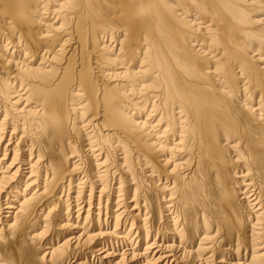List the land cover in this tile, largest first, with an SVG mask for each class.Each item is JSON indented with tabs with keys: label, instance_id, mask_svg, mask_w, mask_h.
I'll return each mask as SVG.
<instances>
[{
	"label": "bare ground",
	"instance_id": "6f19581e",
	"mask_svg": "<svg viewBox=\"0 0 264 264\" xmlns=\"http://www.w3.org/2000/svg\"><path fill=\"white\" fill-rule=\"evenodd\" d=\"M248 253L264 263V0H0V264Z\"/></svg>",
	"mask_w": 264,
	"mask_h": 264
},
{
	"label": "rangeland",
	"instance_id": "374dc122",
	"mask_svg": "<svg viewBox=\"0 0 264 264\" xmlns=\"http://www.w3.org/2000/svg\"><path fill=\"white\" fill-rule=\"evenodd\" d=\"M23 58V57H22ZM91 113H89V115H90ZM89 115L88 116H86L85 117V119H87V117H89ZM2 119H3V117H1ZM9 143V136L8 137H6V139H4V141L2 142V145H3V148L4 147H6L7 146V144ZM116 186H118V185H116ZM154 235L155 234H153V237H154ZM250 254L248 253V258H247V260H243V259H241V261H242V263L244 264V262L246 263V264H250ZM229 260H227V261H229L230 263L231 262H233V263H237L239 260H237V259H239L238 257H230V258H228ZM231 259V260H230ZM171 262V263H170ZM169 262V264H172L173 262L172 261H170ZM174 264V263H173ZM264 264V263H263Z\"/></svg>",
	"mask_w": 264,
	"mask_h": 264
}]
</instances>
